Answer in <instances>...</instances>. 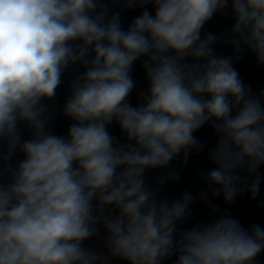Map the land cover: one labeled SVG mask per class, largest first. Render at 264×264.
<instances>
[{"label":"clouds","instance_id":"clouds-1","mask_svg":"<svg viewBox=\"0 0 264 264\" xmlns=\"http://www.w3.org/2000/svg\"><path fill=\"white\" fill-rule=\"evenodd\" d=\"M117 2L143 9L127 29L103 0H0V264H160L177 252L176 264H251L264 228L225 214L174 240L194 197L158 200L144 175L202 148L193 134L209 121L219 137L206 176L214 196L233 202L243 184L236 170L264 165V93L233 66L249 52L264 65V0ZM217 13L231 15L230 32L202 36ZM218 41L236 55H217ZM141 58L149 86L133 106L130 73ZM78 64L86 70L63 107L74 123L58 136L42 101ZM113 122L127 143L110 133ZM178 178L173 170L159 183ZM259 184L256 176L247 186L252 198ZM101 227L107 255L85 247Z\"/></svg>","mask_w":264,"mask_h":264}]
</instances>
